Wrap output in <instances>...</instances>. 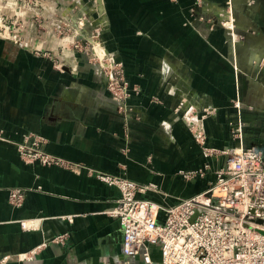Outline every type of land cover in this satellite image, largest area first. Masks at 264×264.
Wrapping results in <instances>:
<instances>
[{
	"label": "crops",
	"instance_id": "crops-1",
	"mask_svg": "<svg viewBox=\"0 0 264 264\" xmlns=\"http://www.w3.org/2000/svg\"><path fill=\"white\" fill-rule=\"evenodd\" d=\"M103 1L106 46L133 89L127 117L75 34L51 19L38 29V16L11 3L17 20L30 21L13 39L0 37V264H119L124 232L110 212L120 191L96 174L156 184L139 197L163 207L205 192L229 157L210 159L205 177L179 175L208 161L183 119L192 107L209 110V147L264 153V0H235L242 13L232 33L215 21L224 0H203L196 20L191 0ZM238 122L241 140L231 133ZM32 134L75 167L26 164L18 146ZM11 190L26 191L22 207L11 204ZM152 256L161 264L158 247Z\"/></svg>",
	"mask_w": 264,
	"mask_h": 264
},
{
	"label": "built area",
	"instance_id": "built-area-1",
	"mask_svg": "<svg viewBox=\"0 0 264 264\" xmlns=\"http://www.w3.org/2000/svg\"><path fill=\"white\" fill-rule=\"evenodd\" d=\"M96 66L101 73L108 67ZM115 66L112 63L110 72L103 75L113 101L123 106L133 89L121 68L117 70ZM236 107L240 104L236 103ZM198 123L189 122L208 161L201 169L182 170L179 175L186 181L205 177L210 159L218 155L229 157L205 192L163 207L139 197L157 191L156 184L144 185L119 175L96 174L100 181L120 191L116 207L110 212L120 221L124 232L119 264H135L136 259L153 264V247L160 250L161 264H264V223H258L264 222V153L253 147L224 151L211 148L203 122ZM243 127L241 122L233 126L234 137L242 138ZM44 145L41 136L28 135L18 146L20 157L26 164L70 170L75 167L47 153ZM25 198V190L10 191V202L16 208L23 206ZM22 225L26 227L25 223ZM56 241L61 243L64 238Z\"/></svg>",
	"mask_w": 264,
	"mask_h": 264
},
{
	"label": "rangeland",
	"instance_id": "rangeland-1",
	"mask_svg": "<svg viewBox=\"0 0 264 264\" xmlns=\"http://www.w3.org/2000/svg\"><path fill=\"white\" fill-rule=\"evenodd\" d=\"M20 1L23 4H25V8H26L25 11L28 10L29 17H32V15L33 16L36 15V17L38 16L37 18L35 17L37 20L36 24L38 25V29H41L40 26L42 25H43L42 27H44L49 22L50 19L51 22L52 20H54L53 22H56L57 24L61 23L60 25L63 28L65 27L67 28V30L68 29L70 30V31L69 30L66 31L67 32L66 34L69 33L75 34L73 36L76 38L75 39L76 42L78 41L76 47L78 48V50L81 51L80 53L83 54L84 57L88 58L93 65H98V64L108 65L107 68L102 69L103 71L102 73L105 74L110 72L111 69L110 65L112 63H115L116 66L114 68L117 70H119L118 68H121V71H123L125 76L123 64L117 60L114 52L108 50V47L106 46L105 43L106 39L103 34H106V29L108 28V25H106L107 23L104 21L105 17L107 16V14H105L106 11H105L104 1L102 5H99L97 0H66L65 2L66 5H64L66 9V13L65 10L61 7L62 0H53L52 2H55V4L54 3L48 4L46 0H20ZM170 1H172L173 3H178V0H170ZM12 2L13 0H0V37L2 38L13 39L14 36L12 31L18 28H27L26 24H28L29 23L28 21H30L28 19L22 20L21 19L22 17H20V19L18 20L16 19L15 17L16 14H14L15 12L12 10V6H11ZM224 2L225 4L222 5L223 11L221 13L218 12V14H223V15L221 16L217 15V17H215V21H217L216 24L220 23L224 28H226L229 32L232 33L236 30V27L240 28L237 22L238 20L237 15L241 14L242 12L238 8L235 0H224ZM49 5L54 6V9L56 10L55 13L41 14L42 12H46L43 11L44 7L46 8V6L48 7ZM202 8H204L203 0H191L190 12L191 14L192 13L195 14L194 15L195 20L197 19L196 14H198V11H201ZM216 13H211V14H216ZM43 16H45L46 19H44ZM230 16L232 17V20L230 19ZM38 19L41 20L40 24L38 22L39 21ZM198 19L200 21L205 20V18L202 17H198ZM58 35L60 34L58 33ZM60 36L61 38L65 37L64 31ZM76 47L75 49H77ZM118 64H121V67H118ZM107 90H108V85H107ZM127 103L128 101L123 106H119L118 108V111H120L121 112L120 114L123 115L124 117H127L128 114L127 112H129ZM115 104L118 105V103ZM207 110L208 109H204L200 111L199 114V110L192 107V110L189 111L187 110L188 112L184 114L183 119L185 120L186 123H188V121H194V120H199L201 123L204 121L203 118L208 116L207 113L209 112V110L208 112H206ZM188 127L190 128V132L193 135L194 140L196 142L194 132L191 130V125L189 123H188ZM231 133H232V138L236 140L237 138L234 137L233 131H231Z\"/></svg>",
	"mask_w": 264,
	"mask_h": 264
},
{
	"label": "bare ground",
	"instance_id": "bare-ground-1",
	"mask_svg": "<svg viewBox=\"0 0 264 264\" xmlns=\"http://www.w3.org/2000/svg\"><path fill=\"white\" fill-rule=\"evenodd\" d=\"M230 19L232 20V17H231V16H230ZM97 71H98L99 73H101L100 70H99V68H97V66H96V67H95V72H97ZM115 103H116V102H115ZM117 106L119 107V106H122V105L118 104ZM194 122H195V124H196V123H198V122H200V121H199V120H194Z\"/></svg>",
	"mask_w": 264,
	"mask_h": 264
},
{
	"label": "water",
	"instance_id": "water-1",
	"mask_svg": "<svg viewBox=\"0 0 264 264\" xmlns=\"http://www.w3.org/2000/svg\"><path fill=\"white\" fill-rule=\"evenodd\" d=\"M97 2H98L99 5L103 4V0H97ZM258 223L259 224H263L264 222L263 221H259Z\"/></svg>",
	"mask_w": 264,
	"mask_h": 264
}]
</instances>
